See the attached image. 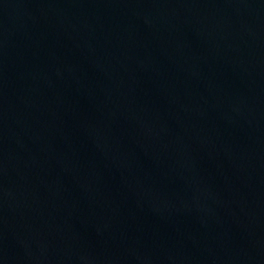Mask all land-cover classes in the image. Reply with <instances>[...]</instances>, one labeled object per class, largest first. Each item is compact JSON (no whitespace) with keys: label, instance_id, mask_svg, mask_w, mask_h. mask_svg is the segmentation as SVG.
Wrapping results in <instances>:
<instances>
[{"label":"water","instance_id":"1","mask_svg":"<svg viewBox=\"0 0 264 264\" xmlns=\"http://www.w3.org/2000/svg\"><path fill=\"white\" fill-rule=\"evenodd\" d=\"M264 193V0H0V231Z\"/></svg>","mask_w":264,"mask_h":264}]
</instances>
